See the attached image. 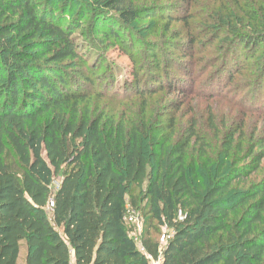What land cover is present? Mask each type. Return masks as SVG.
<instances>
[{
	"label": "trees",
	"instance_id": "trees-1",
	"mask_svg": "<svg viewBox=\"0 0 264 264\" xmlns=\"http://www.w3.org/2000/svg\"><path fill=\"white\" fill-rule=\"evenodd\" d=\"M234 2L244 14L241 2ZM73 4L66 0L53 10L54 0H0V264H19L23 244L24 264H71V258L75 264H149L145 255L159 264H264V140L253 145L256 132L244 141L231 131L236 122H229L222 145L226 163L213 173L204 170L205 184L193 185L184 161L189 140H199L195 131L172 150L162 186L157 165L145 192L147 214L171 230V237L161 251L145 237L142 253L124 218L128 206L137 207L133 190L142 189L149 177L144 147L157 146L158 135L149 141L145 118L103 121L80 109L92 97L122 104L132 94L145 100L163 91L227 101L223 92L241 67L233 48L248 51L264 43V23L250 32L236 25L219 66L201 72L191 85L185 82L192 76L188 63L168 60L175 71L156 64L160 72L145 67L139 77L133 70L132 88L127 81L117 82L109 63V71L98 74L101 63L90 49L94 43L77 42L74 34L79 18L91 14L93 30L132 58L126 31L143 11L132 0H99L65 20ZM172 8L162 7L167 17L161 18L187 24L191 15ZM219 23L210 21L212 28ZM190 39L186 49L176 48L194 50ZM256 80L233 97L241 109L240 130L246 118H264V74ZM210 128L216 129L212 120ZM244 142L245 157L238 160L236 151ZM256 149L261 153L254 154Z\"/></svg>",
	"mask_w": 264,
	"mask_h": 264
},
{
	"label": "rangeland",
	"instance_id": "rangeland-1",
	"mask_svg": "<svg viewBox=\"0 0 264 264\" xmlns=\"http://www.w3.org/2000/svg\"><path fill=\"white\" fill-rule=\"evenodd\" d=\"M39 1L44 2L45 0ZM65 1L54 0V6L51 5V7L53 6V10H55ZM71 1L77 5L72 11L69 10L66 13L65 20L73 17L78 7H82L86 11L87 8L89 10L93 6H97L96 3L99 0ZM239 2L243 5L244 14L235 7L234 0H132L134 7L143 11L140 12V20L131 24L128 32L126 31V41L133 43L134 56L132 58L112 39L93 30L91 14L79 18L80 28L75 32L74 37L77 42L87 43L89 41L94 43L90 49L96 52L101 63L98 74L109 71L107 68V63H109L112 69L116 70V74L119 76L117 82L120 84L127 81L134 88L136 78L133 76V70L139 73V77L145 67L150 71L152 69L155 71L156 64H159L160 70L163 64H166L169 69L172 68V71H175L168 60L177 62L182 60L186 61L185 65L188 63L185 68L192 72V76L185 80L188 85H191L192 79L196 81L201 72L211 73L219 66L221 55L225 52L224 49H230L233 44H228L227 41L228 37L230 38V33L238 32L237 29L239 28H236V25L243 26L242 30L246 32H250L253 27L263 25L264 0H239ZM166 6H174L172 9L191 15L188 23L176 21L169 24L166 22L164 17L167 15L162 12V7ZM144 9L148 10L144 11ZM146 13H149L150 16L146 17ZM174 13L170 12V15L173 16ZM246 14L250 17H247ZM162 15H165L163 19L161 18ZM213 19H216V22L221 21L219 28H212L213 25L210 24V21ZM62 23L64 24V21ZM192 37L195 40L194 50L188 48L180 52V49L176 48L179 44L183 45L184 48L190 45L189 41ZM153 49H157L155 51L157 53L156 58H153ZM130 50L131 47L128 51ZM233 50L235 56L239 58L238 62L241 67H238L240 70L237 74H233L231 81L229 80L228 83L227 80L225 81L224 85L226 83L228 85L223 93H226L225 99L227 101L211 100L191 94L184 96L176 93L167 94L166 91H163L147 97L145 100L132 94L129 100H125L122 104L97 100L92 97L91 102L80 106L81 111L87 110L91 118H102L103 121L121 119L125 122L137 123L145 118L151 130L149 141L153 135H158L159 143L157 146L151 147L146 144L144 147L149 177L142 189L133 190V196L137 198L138 202L137 207L132 209L128 206L126 213V217L131 218V222L128 220L125 224L133 227L134 231L130 236L134 239L138 250L142 249L141 242L145 237L156 242L159 251L165 247L166 242L171 237V230L160 227L156 222L150 220V216L147 214L148 200L145 192L151 179H154L157 165H159V181L162 186L166 171L174 160L171 157L172 150L185 144L191 136V132L195 131L194 133L199 136V140L196 144H194V138L189 140V144L184 150V161L193 185H201L207 182L208 179L204 170L213 173L226 163L222 155L224 152L222 145L230 121L236 122L231 131L235 132L237 136L242 134L244 141L253 132H256L254 136L256 141L253 145L264 140V118L262 117L258 119L255 116H250L245 119L242 130L238 126L236 127V125H241L242 117L241 109L236 104V100L233 99L238 91L249 89L259 74H264V43L258 44L248 51L245 50V46L240 45L234 46ZM184 55H187L186 59H182L185 57ZM70 67H74V65L71 64ZM159 69L155 72H160ZM113 74L115 75V71ZM211 120L216 128L214 131L210 128ZM171 121H173L172 126H169ZM213 136L215 141L211 139ZM246 145L245 142L241 144V150L236 151V159L245 157ZM202 153H206L205 156H200L203 155ZM257 153H261L259 149L254 152V154ZM10 158L14 161L12 153ZM260 171L262 173L264 171V159L260 162ZM262 173L257 176L258 181L262 178ZM59 182L60 178L56 179L53 189L58 186ZM23 257L24 254L22 253L20 263H22ZM149 264L159 263L158 261H149Z\"/></svg>",
	"mask_w": 264,
	"mask_h": 264
},
{
	"label": "crops",
	"instance_id": "crops-1",
	"mask_svg": "<svg viewBox=\"0 0 264 264\" xmlns=\"http://www.w3.org/2000/svg\"><path fill=\"white\" fill-rule=\"evenodd\" d=\"M24 252H25V253H24ZM22 253L24 254V257H23V261H22V263H20V259H21V257H22ZM26 255H27V249H26V247H25V244H23V247H22V250H21V252H20V256H19V264H24V262H25V258H26ZM70 263H71V264H75L73 258H71Z\"/></svg>",
	"mask_w": 264,
	"mask_h": 264
},
{
	"label": "built area",
	"instance_id": "built-area-1",
	"mask_svg": "<svg viewBox=\"0 0 264 264\" xmlns=\"http://www.w3.org/2000/svg\"><path fill=\"white\" fill-rule=\"evenodd\" d=\"M127 212H128V209H127ZM128 220L131 222V218H129V219H128L127 217L124 218V222H126V221H128ZM139 251L142 252V253L144 252V251H143V248H142L141 250H139ZM145 257H146V259H147L148 261H152V259H151L148 255H145Z\"/></svg>",
	"mask_w": 264,
	"mask_h": 264
}]
</instances>
